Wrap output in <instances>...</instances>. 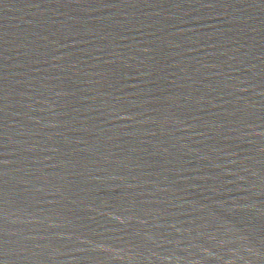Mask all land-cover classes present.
Masks as SVG:
<instances>
[{
	"label": "water",
	"instance_id": "1",
	"mask_svg": "<svg viewBox=\"0 0 264 264\" xmlns=\"http://www.w3.org/2000/svg\"><path fill=\"white\" fill-rule=\"evenodd\" d=\"M0 264H264V0H0Z\"/></svg>",
	"mask_w": 264,
	"mask_h": 264
}]
</instances>
